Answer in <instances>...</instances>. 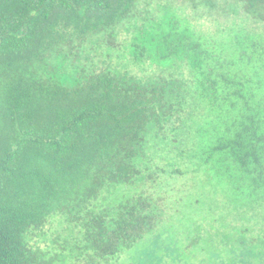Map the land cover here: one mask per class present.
<instances>
[{
  "label": "trees",
  "instance_id": "16d2710c",
  "mask_svg": "<svg viewBox=\"0 0 264 264\" xmlns=\"http://www.w3.org/2000/svg\"><path fill=\"white\" fill-rule=\"evenodd\" d=\"M141 1L0 0V264L120 261L167 218L164 158L199 141L264 183L262 81L176 22L139 24ZM239 1L264 23V0ZM153 50L189 76L133 73Z\"/></svg>",
  "mask_w": 264,
  "mask_h": 264
},
{
  "label": "rangeland",
  "instance_id": "374dc122",
  "mask_svg": "<svg viewBox=\"0 0 264 264\" xmlns=\"http://www.w3.org/2000/svg\"><path fill=\"white\" fill-rule=\"evenodd\" d=\"M139 13V24L144 22L141 18L157 22L146 24L151 31L166 19V25L176 22L175 29L183 34L201 36L215 46L224 61L239 62L231 69L233 76L249 71L257 76L249 81L261 80L264 86V23L247 15L239 0H217L216 8L210 10L205 6L194 9L189 0H142ZM235 41H240L239 51L253 57L251 61L238 60L240 52L233 45ZM252 44L257 52L247 46ZM155 52L151 51L141 66H132L133 73L146 77L163 69H182L184 76H189L186 63L159 61ZM127 55L128 50L125 58ZM209 144L199 141L197 156L176 151L179 154L164 158L167 176L159 190L169 196L167 218L158 233L149 234L113 264H128L131 260L135 264H248L250 259L240 250V239L245 241L250 257L264 253V183L258 186L257 176L226 154L210 157L205 153ZM54 228L58 229L55 236L68 232L66 227Z\"/></svg>",
  "mask_w": 264,
  "mask_h": 264
},
{
  "label": "flooded vegetation",
  "instance_id": "af4514ba",
  "mask_svg": "<svg viewBox=\"0 0 264 264\" xmlns=\"http://www.w3.org/2000/svg\"><path fill=\"white\" fill-rule=\"evenodd\" d=\"M153 264H158V263H154V262H153Z\"/></svg>",
  "mask_w": 264,
  "mask_h": 264
}]
</instances>
